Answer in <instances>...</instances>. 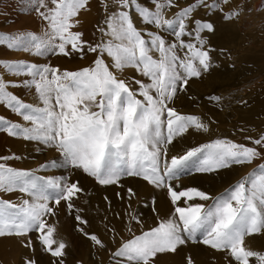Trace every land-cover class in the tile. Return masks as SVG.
Returning <instances> with one entry per match:
<instances>
[{
	"label": "snow or ice",
	"instance_id": "1",
	"mask_svg": "<svg viewBox=\"0 0 264 264\" xmlns=\"http://www.w3.org/2000/svg\"><path fill=\"white\" fill-rule=\"evenodd\" d=\"M150 2L154 4V10L141 5L139 0H113L116 11L105 21L107 31L100 29L110 39L91 45L83 40V33L72 31L79 25L78 13L86 8L88 0H51V8L46 0H35L36 11L48 21L49 31L43 37L32 32L0 33V45L36 56L83 54L87 48L96 53L97 58L93 66L77 71H61L24 60H0V66L9 74L30 77L21 82H6L0 74V103L28 122L22 125L0 116V130L14 137L51 145L62 153V164L53 160L41 168L71 165L82 169L101 185L116 184L122 176L141 177L165 192L174 206L172 217L160 220L157 226L132 235L120 244L112 253L113 264H160L162 255L175 254L189 241L218 251L226 250L235 264H250L253 257L257 264H264V253L245 247L246 236L264 233V171L253 170L218 198L197 187L174 184L186 164L202 152L207 154L196 169L202 173L261 158L264 154L258 147L264 148V135L256 138L252 147L217 139L192 147L170 160L165 147L190 128L208 131L207 124L199 116L180 114L168 106L178 92L186 90L190 79L199 78L211 67L212 49L205 48L207 39L202 33L214 32V24L192 19L191 14L204 7L209 11H221L225 19L231 20L239 17L242 8L237 4L225 12L223 6L232 0H212L211 3L194 0L193 4L179 10L173 19H166L163 12L175 6L174 0ZM27 3L31 6L33 0H27ZM40 7L46 11L41 12ZM130 10L138 13L143 23L173 29L175 39L166 41L161 34L148 29L149 39L146 40L135 27ZM186 36L193 37L195 42L186 41ZM182 49L186 50L183 56L178 52ZM153 51L159 53L158 59L150 54ZM105 53L112 58V67L116 70L134 67L149 77L150 83L135 80L139 88L133 91L110 70L104 59ZM9 87H34L42 106L24 102L9 91ZM211 99L219 101L220 97ZM10 159L19 157H0V161ZM259 167L264 169V164ZM41 180L34 172L17 170L0 162V192L18 190L31 197L19 205L0 199V237H26L38 233V241L47 253L57 258L56 264H65L66 244L54 239L56 229L48 225L44 217L54 214L50 203L58 206L65 202L70 211L74 210V198L82 189L77 182L68 183L64 179L49 178L40 183ZM127 193L135 196L132 188H128ZM196 199H215V202L209 207L191 203ZM181 201L184 206H180ZM75 211V221L89 226L82 219L80 210ZM132 220L140 222L135 215ZM78 230L106 249L96 234L85 232L83 227ZM197 233L203 237L201 241H197ZM31 243L29 240L28 246ZM186 260L187 264H193L191 256ZM26 264H35V261L28 260Z\"/></svg>",
	"mask_w": 264,
	"mask_h": 264
},
{
	"label": "rangeland",
	"instance_id": "2",
	"mask_svg": "<svg viewBox=\"0 0 264 264\" xmlns=\"http://www.w3.org/2000/svg\"><path fill=\"white\" fill-rule=\"evenodd\" d=\"M10 1L11 0H0V33H8L14 35L17 33L32 32L37 36L43 37L45 33L49 31L48 21L44 20L36 11V7L38 5L35 4V0H33L31 6L27 3V0H12V2ZM94 1L95 2H92L93 8L90 7L87 3L86 8L80 10L77 17L80 23L78 26L72 29V31L74 32L83 33V40L87 41L91 45H96L101 41H107L110 39V37L102 33L100 29H105V31H107L105 21L108 17V4L110 7L111 4L113 5V0ZM211 2L212 0L209 3ZM240 2L241 0H232L231 3L223 6L225 12L227 11V9H231L237 4L241 6L242 11L239 17L231 19V21L227 19L225 20L224 14H222L221 11H209L204 7H200L191 14L192 19L211 21L214 24V28L217 27L215 28L214 32L205 31L202 33V36L207 39L205 48L212 49V51L210 52L212 67H210L208 71L202 72L199 78H192V82L189 81L188 85L186 86V90L178 92L175 98L171 102H169L168 106L175 108V110L180 114L199 116L202 122L207 124L208 131L204 132L195 128H190L182 137L175 138L171 145L165 146L168 149L169 160L172 156L183 155L186 150L192 147H199L204 144L212 143L217 139L227 140L235 142L237 144H243V142L246 141L248 144L259 132L260 134L261 131L264 133V127H256L254 123L255 119L264 120V114L257 115V112L255 111L257 108L256 98L257 96H260L261 90L258 93L257 90H255L250 95H245L247 91L243 90L251 85V79L254 78L250 77H254L253 74L256 70H254L253 68L256 67V65H253L242 59L240 60V58L249 56L259 57L264 55V14H261L259 16V19L261 21V30L257 29L258 26L256 27L254 25L247 27V30L252 34L255 31V36H252L251 40H245L247 39V37H244L242 32L239 35H235V31L238 30L237 32H239V30L241 31L245 29L244 27L246 25V21L245 25H243L242 14L247 13L245 14V17L248 16L246 20L249 25L252 22V14L250 11L251 8L249 9L251 0H247L245 4ZM46 3L48 8H51V6H53L51 4V0H46ZM139 3L143 6L148 7L149 9L154 10L155 6L150 2V0H139ZM175 3H178V0H176ZM188 5H190V1L187 2V0H182V7H180L179 10ZM94 8L96 10H94ZM169 10H171V8H166L163 12V15L166 19H173L176 14V10ZM40 11L45 12L46 9L44 7H40ZM114 11H116L115 5L113 6L112 13ZM90 12L93 13L91 16H88L87 13ZM130 15L133 19L135 27L142 32L146 40L149 39V37L146 35V31L148 29L161 34L163 37L165 36L166 38H164L166 41L171 42L175 39V37L172 35L173 29H168L169 32L162 31L161 28H157L155 25H148L146 23H143L138 13L135 14L134 10H130ZM189 25L191 26V20H189ZM228 31L230 32L228 33ZM162 33H164V35ZM165 33H167L168 35ZM184 39L186 41L195 42L194 38L190 36H186L184 37ZM231 39L235 40L232 41ZM244 40V47L240 48L241 51H245L244 56L239 58L234 57L235 59L229 56L230 61L232 59L236 61L234 62L233 66L232 63L230 64L232 67H234V72L232 73V78L226 82L224 81L225 72L220 68L221 66L218 63V53L220 54V52H222L221 50L225 48L236 49L238 45L242 44V41ZM227 41L231 43L229 44ZM223 45H225V47ZM251 46L253 47L250 48ZM185 51L186 50L182 49L178 52L181 56H183ZM150 54L153 55L154 58H159L158 52L153 51ZM96 58L97 54L89 52L87 48H85L83 54L77 52L69 56H65L63 54H46L43 56H36L22 50H9L6 45H0V60H24L35 63L37 65H50L51 67L59 68L61 71H77L84 67H91L93 66V62ZM104 59L109 64L110 70L114 72L117 78L124 80L133 91H138L139 88V86L134 83L135 80H140L145 84L150 83L149 77L144 76L136 68L126 66L122 71L116 70L114 67H112V58L108 57L106 53L104 55ZM249 71H251L252 73ZM235 72L237 73L234 74ZM117 73L119 75H117ZM0 74H3L4 80L6 82H21L30 79V77L26 75L16 76L13 74H9L7 70L2 66H0ZM241 74L243 77L241 76ZM237 77H239V79ZM224 83L226 85H224ZM225 86L228 88H226ZM8 90L15 93L26 103L32 104L33 106H42L41 102L37 98L34 87H9ZM152 94L155 95L154 92ZM244 95L247 97H245L246 99H242ZM213 96H218L220 98L223 97V104L220 103V101L222 100L216 101L211 99V97ZM137 98L143 100L142 96L137 95ZM206 98L209 100H207ZM249 99H251V102ZM229 100H231V103L229 102ZM211 106H217L216 111L219 116H216L215 113H213L212 115V112H207L211 108ZM230 106H233L232 109ZM0 116H3L13 122H19L22 125L28 124V122L23 121L20 115L11 112L2 103H0ZM246 117H250L251 121L246 120ZM163 131L166 132V129H163ZM218 134H220L221 136H218ZM206 154V152H202L199 153L197 157L192 158L186 164L179 178L174 181V184L179 187H197L200 190L208 192L203 187V185L209 186L210 191L211 186L214 184L215 180L224 181L225 179L218 178H220L223 174L230 172V174L232 175L231 181L225 182L217 192H214L213 194L211 192L208 193L211 197L218 198L224 196L242 178L248 177L249 174L253 172V170H255L257 173H260L262 170L264 171V169H261L259 167L260 165L264 164V160H262V163L256 164L254 163V161L244 164H232L227 168H222L211 173H202L196 171V169L199 167L200 162L205 158ZM12 155L19 157V159H10L0 162H5L8 166H11L17 170L34 172L35 175L42 178L40 183H44L49 178L64 179L67 180L68 183L77 182L78 187L82 189V191L77 193V196L74 198V210L70 211L67 208L65 202H61L58 206H55L54 203H50V206L54 207V214H49L44 217L46 223L48 225L54 226L56 229L54 233V239L57 242L63 241L66 244V257L64 258L65 264H113L111 258L112 253L116 249H114L110 245L114 244L116 242V239L118 238V240H121V243L117 242V245L119 247L120 244H122L124 241L130 239V231L126 230V234H122L121 236L117 237V234L109 232H99L98 230L101 229L98 227L96 228L91 222V218L94 215L97 206H99L100 201L108 196V192L106 193L105 190L109 185H107V187L106 185H104L103 189L101 190L102 187L98 188L101 184L94 177L83 172L82 169L75 168L71 165L56 168H41V165L53 160H56L62 164V153H60L55 147L51 145L46 146L41 142L29 141L19 137H14L9 135L6 131L0 130V157ZM120 181L131 183L132 188L135 192V196H133L130 201L132 205L129 202L128 212L127 210H124L126 208L123 202L116 203L114 205V208L118 209L119 212L129 221H133L132 217L134 215L136 216V213L138 211H145L140 218L138 217V219H140L138 228H141L138 230L136 235H139L142 230L146 231L152 227L157 226L158 222L162 220L161 216L156 215V211H158V203H160V200H166L165 202H163V204L168 205V207L170 208L171 212L168 210V212L166 213L174 212V206L171 204L170 198L167 197L165 192L155 188L154 186L143 180L141 177L122 176L118 183H121ZM83 188L87 191H83ZM49 191L52 190L49 189ZM83 192L86 194L84 195ZM0 199L8 200L19 205L25 199L31 200V197L28 194L22 193L17 190L11 193L0 192ZM153 199L155 200L154 204ZM214 202L215 199L209 200L207 202L208 204L206 203L205 206H212L214 205ZM191 203L204 204V201L196 199ZM141 206H143L146 210H143ZM180 206H184L183 201H181ZM76 209L80 210L82 219L86 220L89 226L80 224L79 222L75 221L74 215L76 214ZM80 227H83L84 231L87 233L97 234L102 242L106 244V249L97 246L93 241H91L90 236H85L83 233H81L78 230ZM99 233L101 234V236ZM37 236L38 233L33 232L28 234V236L26 237H0V264H26L28 260H34L35 264H56L57 258L52 257L50 253H47L44 250V247L38 241ZM122 238H124L123 242ZM196 239L197 241H201L203 237L199 233H197ZM29 240H31L32 242L31 246H28ZM106 240H108V242H106ZM185 246H191L195 248L196 251H203L202 253H198L197 255H194L192 253V255L198 260L203 258V256L207 257L208 254H205L206 251H208L209 253V250H213L216 251V253L221 252L225 254L226 257L224 259V264H235L226 250L218 251L199 242H192V244L188 242ZM245 247L248 249L253 248L252 246L246 244ZM160 263L162 264V260H160Z\"/></svg>",
	"mask_w": 264,
	"mask_h": 264
},
{
	"label": "bare ground",
	"instance_id": "3",
	"mask_svg": "<svg viewBox=\"0 0 264 264\" xmlns=\"http://www.w3.org/2000/svg\"><path fill=\"white\" fill-rule=\"evenodd\" d=\"M176 1V0H175ZM174 1V4L175 6L173 7H170L171 10L169 11H174L176 10V13L178 12V10L180 9L181 6V3H182V0H178V3H175ZM190 1V4H193L194 3V0H187V2ZM211 0H206L207 3H209ZM247 0H241L242 3H246ZM12 2V0L10 1ZM92 2H95L94 0H88V5L90 7L93 8L92 6ZM240 2V3H241ZM239 3V2H238ZM49 5V4H48ZM248 5V4H247ZM113 6H114V3L113 5L111 4V7L109 6L108 4V9H107V13H108V17L111 15L112 13V10H113ZM53 7V6H51ZM248 7V6H247ZM251 8V9H250ZM249 9L251 11V14H252V22L250 23V25L247 23V18L248 16L245 17V14L247 13H244L242 14V20H243V25H245V21H246V25H245V29L243 30H239V32L235 31L236 34L235 35H239L241 32L243 33V36L244 37H247V39L245 40H251V37L252 36H255V31L253 32V34L251 32H249L247 30V27L251 26V25H254V26H258L257 29H260V25H261V21L259 19V16L261 14H264V0H251L250 2V6H249ZM94 10H96L94 8ZM13 12V11H12ZM218 12V11H216ZM15 13V12H14ZM93 12H90V13H87L88 16H91ZM106 13V14H107ZM213 13V12H211ZM135 14H137L135 12ZM221 14V13H220ZM217 15V14H216ZM211 16V15H210ZM215 16V15H214ZM264 16V15H263ZM262 16V17H263ZM212 19V18H211ZM225 19V18H224ZM226 20V19H225ZM231 21V20H230ZM237 21V20H236ZM250 22V21H249ZM233 23V22H232ZM221 24V23H220ZM242 26V25H241ZM240 26V27H241ZM217 28V27H215ZM228 28V27H227ZM237 28V27H236ZM240 29V28H239ZM160 31V30H159ZM162 31H168L165 30V29H162ZM220 31V30H219ZM169 32V31H168ZM167 32V33H168ZM225 32V31H224ZM230 31H228L229 33ZM161 33V32H160ZM165 33V34H167ZM164 35V33H162ZM234 34V33H233ZM168 35V34H167ZM227 36V35H226ZM165 37V36H164ZM229 37V36H228ZM166 38V37H165ZM239 38V37H238ZM224 39V38H222ZM232 40V39H231ZM235 40V39H233ZM232 40V41H233ZM242 41V44L238 45V47L235 49V48H225L223 49L222 52H220V54L218 53L219 55V58H218V63L220 64V68L225 72V75H224V81H228L230 80L232 77V73L234 72V67L233 64L236 60H234L235 58L234 57H242L244 56L245 54V51H241L240 48L241 47H244L243 46V42ZM239 41V40H238ZM262 41V40H261ZM228 42V41H227ZM229 44L231 42H228ZM233 43V42H232ZM254 43V42H253ZM227 44V43H226ZM259 44V43H258ZM215 45V44H214ZM225 47V45H223ZM228 47V46H227ZM253 46H251L250 48H252ZM249 48V47H248ZM220 49V48H219ZM254 49V48H253ZM249 50V49H248ZM179 51V50H178ZM253 51V50H252ZM182 52V51H181ZM253 53V52H252ZM259 53V52H258ZM257 54V53H256ZM214 55V54H213ZM216 56V55H215ZM229 56L233 57L234 59H232L230 61L229 59ZM245 60L253 65H256V67H254L253 69L256 70L254 71V77H250V78H254V79H251V85L248 86L247 88L243 89L244 91H247V93L245 95H250L252 94L255 90H257V93L260 91V96H257L256 98V112H257V115H260V114H264V55L263 56H259V57H255V56H249V57H245V58H240V60ZM238 61V59H237ZM217 62V61H216ZM215 63V62H214ZM217 63V64H218ZM232 63V66L230 65ZM238 65V64H237ZM244 65V64H243ZM246 65H249V64H246ZM214 66V65H213ZM212 67V66H211ZM218 67V66H217ZM236 68V67H235ZM244 68H247V67H244ZM216 69V68H215ZM214 69V70H215ZM252 69V70H253ZM217 70V69H216ZM238 70V69H237ZM218 71V70H217ZM251 72V71H249ZM219 73H220V70H219ZM237 72H235L234 74H236ZM243 73H246V72H243ZM252 73V72H251ZM240 74V73H239ZM117 75H119L117 73ZM222 75V74H220ZM252 75V76H253ZM237 76V75H236ZM242 76V74H241ZM251 76V75H250ZM243 77V76H242ZM248 77V76H247ZM239 79V77H237ZM242 79V78H241ZM217 80V79H216ZM235 80V78H234ZM190 82H192V79L189 80ZM237 81V79H236ZM249 81V80H248ZM218 82V81H217ZM221 83V82H220ZM234 83V82H233ZM217 84V83H216ZM230 84V83H229ZM248 84V83H247ZM223 85V84H222ZM224 85H226L224 83ZM243 85V84H241ZM228 86V85H227ZM226 87V86H225ZM229 87V86H228ZM226 87V88H228ZM242 87V86H241ZM220 89V88H219ZM234 89V88H232ZM231 89V90H232ZM224 90V89H223ZM226 90V89H225ZM230 91V90H229ZM237 91V90H236ZM220 92V91H219ZM228 92V91H227ZM234 92V91H233ZM221 93V92H220ZM229 93V92H228ZM231 93V92H230ZM256 93V92H255ZM254 93V94H255ZM228 95V94H227ZM240 95V94H239ZM244 95V97L242 99H246L247 97ZM222 96V94H221ZM242 96V95H241ZM228 97V96H227ZM231 97V95H230ZM246 97V98H245ZM236 98V97H235ZM207 99V98H206ZM231 99V98H229ZM234 99V97H233ZM209 100V99H207ZM220 103L223 104V97L220 98ZM228 100V99H227ZM250 102H251V99H249ZM226 101V100H225ZM231 100H229L230 102ZM235 101V100H233ZM244 102V100H243ZM249 102V101H247ZM246 102V103H247ZM208 103V102H206ZM228 103V102H227ZM231 103V102H230ZM244 103V104H246ZM241 104V103H240ZM249 104V103H248ZM209 105V104H208ZM218 105V104H217ZM238 105V104H237ZM250 105V104H249ZM248 105V106H249ZM206 106V105H205ZM234 106V105H233ZM233 106H230L231 109ZM240 106V105H239ZM228 109H229V106H228ZM206 110V109H205ZM217 106L216 107H213L211 106V108L207 111V112H212V115L213 113L216 114V116H219L217 114ZM221 110V109H220ZM235 110V109H234ZM236 110H237V107H236ZM204 111V110H203ZM227 111V110H226ZM221 112V111H220ZM204 113V112H203ZM224 113V112H223ZM233 113V112H232ZM237 113V112H236ZM214 114V115H215ZM234 114V113H233ZM224 115V114H223ZM255 115V116H257ZM217 118V117H216ZM246 120H249L251 121V118L250 117H246L245 118ZM217 121V120H216ZM255 123V126L256 127H261L263 126L264 127V120H258V119H255L254 121ZM260 135H264V133L261 131V134L260 132L253 138V140L247 144L246 141L243 142V145H246V146H255L253 144V141L256 139V138H259ZM218 136H221L220 134H218ZM258 147V146H257ZM174 150V149H173ZM258 150L261 151L262 154H264V148H260L258 147ZM172 152V151H171ZM175 152V151H174ZM262 160H264V155H262L261 158H256L254 159V163H262ZM250 167V165H249ZM248 168V167H247ZM226 171V169H225ZM224 171V172H225ZM263 171V170H262ZM214 178V177H213ZM231 178H232V175L230 174V172H227L225 174H223L220 178L218 179H225L224 181L221 180V181H218V180H215L214 184L211 186V189L209 191V186H204L203 187L208 191L207 193H214V192H217L220 187L222 185H224L225 182H228V181H231ZM121 183H117V184H113L112 185H109L107 187L106 185V193L108 192V196L106 198H104L102 201H100L99 203V206H97V209L94 213V215L92 216L91 218V222L92 224L97 228H100L101 230H98L99 232H109V233H113V234H117V237L118 236H121L122 234H126V230L129 231V229L131 228V237L132 235H136L138 230L141 228H138V223H136L135 221H129L128 219H126L120 212L118 209H115L114 208V205L116 203H119V202H123L125 204V208L124 210H129V202L131 201L132 197L133 196H130L128 193H127V189L128 188H132V184L129 183V182H124V181H120ZM123 182V183H122ZM184 182V181H183ZM189 182V181H188ZM88 183V182H87ZM191 184V183H190ZM83 185V184H82ZM102 187V188H101ZM104 185H100L98 188H101V190L103 189ZM149 187V186H148ZM151 188V187H150ZM133 189V188H132ZM100 190V189H99ZM83 191H87L83 188ZM134 191V190H133ZM105 193V194H106ZM83 194L85 195L86 193L83 192ZM136 198V197H134ZM166 201V200H165ZM163 200H160V203H158V211H156V215L158 216H161L162 217V220L164 219H168V218H171L173 213H166L168 212V210L170 211V208L168 207V205H164L163 202H165ZM208 201H204V204L206 205ZM131 203V202H130ZM208 204V203H207ZM132 205V203H131ZM143 208V210H146L143 206H141ZM138 210V209H137ZM131 211V210H130ZM145 212V211H144ZM142 211H138L136 213V216L137 217H141L142 214L144 213ZM171 212V211H170ZM92 214V213H91ZM127 216V214H126ZM140 220V219H139ZM143 231V230H142ZM97 233V232H96ZM100 234V233H99ZM97 235V234H96ZM101 236V234H100ZM103 236V235H102ZM108 236V235H107ZM112 236V234H111ZM130 237V238H131ZM113 238V237H112ZM104 239V237H103ZM114 239V238H113ZM89 240V239H88ZM118 238L116 239V242L110 246H112L114 249H117L118 248V245H117V242L118 243H121V240H118ZM124 238H122V242H123ZM110 241H113V240H110ZM109 241V242H110ZM106 242H108V240H106ZM113 243V242H112ZM189 243L192 244L191 241H189ZM245 244L246 245H250L252 246L253 248L251 250L253 251H256V252H261V253H264V233H257V234H251L249 236H246L245 237ZM106 245V244H105ZM210 252L208 253V251L205 252V254H208L207 257H204L201 258L200 260H198L196 257H194L192 255V253L194 255H197L198 253H202L201 251H196L195 248L191 247V246H180L177 250V252L175 254H166V255H162L160 257V260H162V264H187V260H186V257L188 256H191V260L193 262V264H224V259H225V254L219 252V253H216V251H213V250H209ZM164 260V262H163ZM167 262V263H166ZM104 264V263H102ZM161 264V263H160ZM250 264H257L256 262V258H250Z\"/></svg>",
	"mask_w": 264,
	"mask_h": 264
}]
</instances>
